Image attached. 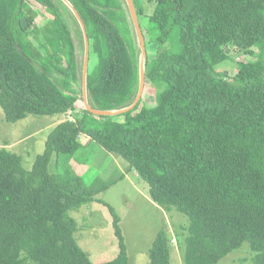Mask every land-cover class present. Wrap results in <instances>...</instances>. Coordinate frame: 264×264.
I'll list each match as a JSON object with an SVG mask.
<instances>
[{
    "label": "trees",
    "instance_id": "1",
    "mask_svg": "<svg viewBox=\"0 0 264 264\" xmlns=\"http://www.w3.org/2000/svg\"><path fill=\"white\" fill-rule=\"evenodd\" d=\"M67 1L88 36L89 105L127 107L140 79L132 19L131 28L120 0ZM132 2L154 103L141 97L129 111L98 115L83 105L84 38L75 15L79 29L73 32L53 0H0L4 119L37 114L57 121L29 168L0 147V264L128 263L119 216L96 197L108 184L88 185L64 164L82 135L124 159L127 171L147 184L151 201L187 216L183 264H216L244 242L253 263L264 264V0H154L143 28L141 0ZM39 5L52 7L53 24L35 21ZM231 44L254 57L240 59L233 75L218 69L230 59ZM92 201L108 208L118 248L115 257L97 263L78 244L70 215ZM148 256L150 264H171L165 230L156 233Z\"/></svg>",
    "mask_w": 264,
    "mask_h": 264
},
{
    "label": "rangeland",
    "instance_id": "2",
    "mask_svg": "<svg viewBox=\"0 0 264 264\" xmlns=\"http://www.w3.org/2000/svg\"><path fill=\"white\" fill-rule=\"evenodd\" d=\"M53 1L58 13L69 24L71 30L78 31L79 28L71 16L72 9L69 8V10L56 0ZM120 1L131 27L127 0ZM141 4L146 16L141 19L143 28L147 23V17L153 10L154 0H141ZM50 9L52 7L45 9L42 5L37 8L35 21L42 27L53 24L55 21V14ZM77 51L80 53L81 48L79 47ZM226 52L230 59L220 64L218 69L230 75L237 72L240 59L254 58L240 51L233 44L226 47ZM254 52L257 55L258 50L254 48ZM141 56L142 54L140 58ZM92 59L93 57L90 58V65ZM55 75L63 79V74L56 72ZM141 97L145 104L152 105L154 87L145 83ZM77 106H82L81 99L77 101ZM55 123L57 121L53 119V116L37 114H27L14 122H8L4 119L0 108V147L4 146L9 151L18 154L23 166L29 168L35 156L43 151L47 134ZM78 139L81 143L80 147L74 157L64 159V164L72 173L81 175L88 185L97 180L108 184L107 188L98 193L96 197L112 206L119 216V226L127 249V264H150L148 249L160 229L165 230L171 240V264H183L180 241H183L185 228L189 221L187 216L175 208L167 211L151 201L147 194V184L134 171H128L125 174V170L118 163L117 156L84 135L78 136ZM70 215L76 222L74 233L76 240L80 247L89 254L92 262L107 261L116 256L118 248L113 234L112 216L104 204L92 201L78 209L71 210ZM253 254L248 243L244 242L216 264H254Z\"/></svg>",
    "mask_w": 264,
    "mask_h": 264
},
{
    "label": "water",
    "instance_id": "3",
    "mask_svg": "<svg viewBox=\"0 0 264 264\" xmlns=\"http://www.w3.org/2000/svg\"><path fill=\"white\" fill-rule=\"evenodd\" d=\"M66 2V4L69 6V8L72 9L73 14L75 15L77 21L80 24V27L82 29V33H83V38H84V57H83V64H82V71H81V85H82V97H83V105L84 107L94 113V114H98V115H108V114H118V113H123L126 111H129L130 109H132L140 100L142 93H143V89H144V85H145V73H144V69H143V58L145 56V41H144V37L141 31V27L138 21V17H137V13L134 7V4L132 2V0H127V4H128V9L131 15V19L133 22V25L135 27L136 33H137V37L139 40V47L141 50V54H142V58H140V79H139V85H138V90L137 93L135 95V98L133 100V102L128 105L127 107L115 110V111H111V110H101V109H95L92 108L87 100V96H86V76H87V68H88V58H89V41H88V36L86 33V29L84 26V23L79 15V13L76 11V9L67 1L64 0Z\"/></svg>",
    "mask_w": 264,
    "mask_h": 264
},
{
    "label": "crops",
    "instance_id": "4",
    "mask_svg": "<svg viewBox=\"0 0 264 264\" xmlns=\"http://www.w3.org/2000/svg\"><path fill=\"white\" fill-rule=\"evenodd\" d=\"M87 138H88V137H87ZM87 140H89V139H87ZM8 147L11 148L10 146H8ZM115 156H117V155H115ZM117 158H119V159H118V163H119V165L121 166V168H123V169L125 170V174H126V172H128V171H127L128 168H129L128 163H127L124 159H121V158L118 157V156H117ZM51 166H53V163H52Z\"/></svg>",
    "mask_w": 264,
    "mask_h": 264
},
{
    "label": "built area",
    "instance_id": "5",
    "mask_svg": "<svg viewBox=\"0 0 264 264\" xmlns=\"http://www.w3.org/2000/svg\"><path fill=\"white\" fill-rule=\"evenodd\" d=\"M66 116H67V118L72 119V113H71V111H68Z\"/></svg>",
    "mask_w": 264,
    "mask_h": 264
}]
</instances>
